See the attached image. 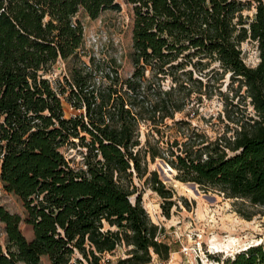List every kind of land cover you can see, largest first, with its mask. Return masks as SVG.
I'll return each instance as SVG.
<instances>
[{"label": "trees", "instance_id": "1", "mask_svg": "<svg viewBox=\"0 0 264 264\" xmlns=\"http://www.w3.org/2000/svg\"><path fill=\"white\" fill-rule=\"evenodd\" d=\"M126 1L134 11L135 69L122 78L118 71L98 77L101 60L90 66L82 59L84 26L75 19L121 10L118 0H0L1 179L22 210L0 205L7 234L0 264L168 261L173 248L135 181L163 198L169 217L175 194L151 168L157 160L177 180L233 199L244 218L264 216V0ZM246 40L257 44L254 66L242 54ZM61 60L69 76L54 84ZM217 66L221 76L230 72L234 96L248 97L254 114H228L232 135L214 139L176 114ZM64 99L80 112L67 117ZM69 146L85 149L82 162L66 155ZM122 247L125 256L107 258ZM223 264H264V245Z\"/></svg>", "mask_w": 264, "mask_h": 264}, {"label": "rangeland", "instance_id": "2", "mask_svg": "<svg viewBox=\"0 0 264 264\" xmlns=\"http://www.w3.org/2000/svg\"><path fill=\"white\" fill-rule=\"evenodd\" d=\"M118 1L121 3V10L105 11L95 19L84 12L75 17L84 26L85 43L81 51L82 59L90 66L93 59L101 60L103 72H99L98 77L106 73L114 75V71H118L122 78H127L135 69L131 60L133 6L126 0ZM242 54L248 65H256L259 61L256 42L244 41ZM221 73V68L217 66L216 71L210 75L213 76L212 80L205 79L199 90L201 93L194 92L184 112L176 114V119L190 121L193 127L205 131L214 139L226 131L229 137L232 135L236 123L229 119L228 114L240 119L246 118L247 114H254L248 97L244 103L240 102L241 98L238 100V97L234 96L237 82L233 81L230 72L225 76H221ZM64 76H69V70L67 63L61 60L55 65L50 77L55 84L57 79L63 81ZM98 77L97 80L100 79ZM171 84L170 80L163 83L165 88H169ZM244 90L245 88H242L238 94L244 95ZM64 109L67 117L80 112L65 99ZM147 132V126L143 124L141 127L143 142ZM64 151L75 162H82L84 148L69 146ZM151 168H157L167 188L174 191L175 205L170 216H165L162 210L163 198L143 181L135 180L138 184V193L141 194L142 203L151 220L164 229L162 238L173 248L168 261H162L155 256L150 264H223L225 259L251 244L264 245L263 215L256 214L249 220L244 218L235 210L233 199L226 198L216 191L204 190L198 184L194 186L191 182L177 180L175 169L170 171L162 160L152 163ZM1 172L0 164V205L12 213L22 214L16 198L4 187ZM135 198L136 196H133L132 200ZM6 243L5 224L0 219V244L4 249ZM217 244L220 246L230 244V250L216 248ZM125 250L122 247L115 256L109 255L107 258L115 261L119 256H125Z\"/></svg>", "mask_w": 264, "mask_h": 264}, {"label": "bare ground", "instance_id": "3", "mask_svg": "<svg viewBox=\"0 0 264 264\" xmlns=\"http://www.w3.org/2000/svg\"><path fill=\"white\" fill-rule=\"evenodd\" d=\"M230 244H232V242H231ZM230 244H229V245H225V246H220V244H217V245H216V248H225V249H229L230 246H231ZM229 250H230V249H229Z\"/></svg>", "mask_w": 264, "mask_h": 264}, {"label": "water", "instance_id": "4", "mask_svg": "<svg viewBox=\"0 0 264 264\" xmlns=\"http://www.w3.org/2000/svg\"><path fill=\"white\" fill-rule=\"evenodd\" d=\"M164 165H165L166 167H169V170H170V171H173V170H172L173 168H172L169 164H167V163L164 162ZM191 183H192L194 186L197 185L196 183H193V182H191Z\"/></svg>", "mask_w": 264, "mask_h": 264}]
</instances>
